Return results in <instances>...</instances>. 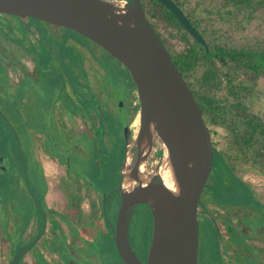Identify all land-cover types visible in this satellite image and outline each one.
Masks as SVG:
<instances>
[{
	"label": "flooded vegetation",
	"instance_id": "1",
	"mask_svg": "<svg viewBox=\"0 0 264 264\" xmlns=\"http://www.w3.org/2000/svg\"><path fill=\"white\" fill-rule=\"evenodd\" d=\"M0 16V71L12 87L0 86V97L21 96L17 106L24 110L28 132L24 152L0 105L7 138L14 139L12 159L21 162L26 181L25 188L12 186L16 192L11 190L6 209L5 236L0 226L7 259L0 255V264H127L116 235L121 183L138 149L131 140L141 106L134 78L110 49L78 30L37 18L25 23L9 12ZM151 21L172 54V19L170 45ZM49 82L59 86L50 96L56 103L46 113L40 98L49 93ZM211 142V168L197 193L204 209L199 264H264V188L238 174L232 165L237 156ZM4 143L0 137V157L7 162L1 155ZM214 146L226 153L231 172L213 163ZM20 168H11L14 179ZM154 227L151 205L138 203L129 239L143 264H150ZM19 238L26 243L23 251L15 247Z\"/></svg>",
	"mask_w": 264,
	"mask_h": 264
},
{
	"label": "water",
	"instance_id": "2",
	"mask_svg": "<svg viewBox=\"0 0 264 264\" xmlns=\"http://www.w3.org/2000/svg\"><path fill=\"white\" fill-rule=\"evenodd\" d=\"M158 1L209 51L202 33L174 0ZM0 11L15 14L25 23L37 18L78 30L125 64L137 85L139 113L145 122L135 146L146 147L157 127L168 135L171 145L160 150L155 170L136 184L129 159L121 183L118 248L127 264H143L131 246L129 229L135 206L148 203L155 218L150 264H199L204 209L197 193L211 168V136L198 101L141 0H0ZM146 165L142 164V173ZM0 168L9 171L3 157Z\"/></svg>",
	"mask_w": 264,
	"mask_h": 264
},
{
	"label": "trees",
	"instance_id": "3",
	"mask_svg": "<svg viewBox=\"0 0 264 264\" xmlns=\"http://www.w3.org/2000/svg\"><path fill=\"white\" fill-rule=\"evenodd\" d=\"M144 1L146 13L159 30H168L172 19V37L173 30L179 27L189 34L175 14L160 1ZM174 1L208 42L209 51L194 40V44L186 43L182 49L172 47V55L201 107L211 139L216 131L214 126L228 128L229 137L233 140L229 145L234 147L235 153L246 158L264 174V118L252 114L246 104L248 95L253 91L249 81L253 79L256 82L264 77V45L233 47L225 37L218 34L214 26L204 24L205 14L211 12H221L218 13L219 16L228 20L231 27L237 18H243V21L247 22L257 11L264 9V0H221L218 5L212 2L207 5L202 0ZM199 67L201 73L195 78L194 74L198 73ZM222 69H225L227 88L236 96V101L229 104L223 103L215 96L217 87L224 82ZM224 154L226 153L213 147V163L218 165L222 172L228 173L232 169L228 166ZM5 174L0 173L1 186L3 182H7Z\"/></svg>",
	"mask_w": 264,
	"mask_h": 264
},
{
	"label": "rangeland",
	"instance_id": "4",
	"mask_svg": "<svg viewBox=\"0 0 264 264\" xmlns=\"http://www.w3.org/2000/svg\"><path fill=\"white\" fill-rule=\"evenodd\" d=\"M192 1L195 2L197 0H192ZM202 1L207 5L210 2L215 3L216 5L221 3V0H202ZM218 13H221V12H218ZM218 13H212L211 12L209 14L208 13L205 14L204 24L209 26V27L214 26V28L218 30L217 31L218 34H220L221 36L226 38V40L229 42V45H232L233 47H243L245 45H255V46L264 45V9L257 11L255 13V15L251 18V20H249L247 22H244L243 18H237V20L234 21L232 27H231L230 23L228 22V20L222 19ZM3 17L4 16H0V21L3 20ZM19 28H21V27H19ZM170 30H171L170 27L168 30L160 29V32L164 36L168 45H170V43H171L170 42ZM173 31H174V35L172 37V47L173 48L182 49L186 43L190 44V45L194 44V38L190 34H186V32L184 30H182L180 27L177 28L176 30H173ZM184 38H185V40H184ZM37 48H39V47H37ZM34 50H35V48H33V51ZM219 65L220 64L218 63V66ZM200 70H201V67L198 68V73H196V75L194 74L195 78H197V76L201 73ZM222 70H223L222 75L224 78V82L219 87H217L218 89L215 92V96L217 99H219L223 103L229 104L231 102L236 101V96L232 95L230 93L229 89L227 88L228 82H227V78L224 75L225 69H222ZM40 74L47 79V76H45L43 73H40ZM48 80L49 79H47V81ZM250 81H249V83L251 84V86L253 88V89L252 88L251 89L253 91H252V93H250L248 95V98L246 99V104L249 107L252 114H258L264 118V77L259 78L256 82H254L253 79H251ZM0 86L3 88H6V89L12 88L9 86L8 78L6 76V72L4 69H1V71H0ZM46 86H47L46 88H49L48 89L49 93H44L45 98L43 100H42V98H40V101H41V104L43 103L44 112L46 111V113H48L49 111H51L52 105L56 103L55 99L52 100L50 98V96H51V94H55V92H57L55 90V88H57L59 86V84L58 83L57 84H51L49 82V83H47ZM23 90H25V91L27 90L26 85H25V89H23ZM20 99H21V96L19 94L14 95L13 98L12 97H8V98L0 97V105L3 107V110L6 114L8 121L14 123V127L16 128V131H17V133L20 136L21 141H22V149L25 152V148L28 145V132L26 131V127H25L26 126V120H25V117L23 115L24 110L21 109V111H20L18 109V106H17V105H20V103H19ZM45 103H46V105H45ZM10 106H13V107L16 106V108H10ZM21 112H22V114H21ZM8 121L4 120L2 115H0V137L3 138V140L5 141L4 151L2 152L3 154H1V155L7 156L6 160H7L9 167H10L9 171L5 174V176L7 175V180H6L7 182L6 183L3 182V186L1 189L2 196H3V198H2L3 202H1V204H0V226H1V229L3 232V236H5L6 228H7V226H6L7 222H6L5 216H7L6 209L9 205L8 202H9L10 194L12 191L16 192V190H13V187L17 188V189H19L21 186H23L24 188L26 187V184H25L26 181L24 179V174L22 173L23 172L22 164H21V162L15 163L14 159H12V157H13L12 151L14 150V139H13V136H12V140L10 139V137L7 138V134H8V136H10V133H7L9 131H8L7 126H6ZM1 127H3L2 130H1ZM5 129L7 132L5 131ZM214 129L216 130L213 134V140H214L215 144L221 149H227V151L229 152V155H235V156H237V158H239V159L235 158L232 161V165H234L237 173L242 175L243 177H245L247 180H250L252 183H254L256 185L257 188H264V174L261 173L257 168L254 169L252 167V165H250L251 163L248 160H246V158L240 157L239 155H237V153H235V151H234L233 146H231V147H230V145H229V147L227 146L228 143L233 142V140L230 139L231 137H229L230 136L229 129L226 127H223V126H214ZM17 159H16V161H17ZM19 167H21V168L19 171V175L17 177L18 179H14L12 177L11 171L16 172L17 168H19ZM11 168H12V170H11ZM0 173L2 174L1 171H0ZM3 175H4V173H3ZM35 186H37V185H35ZM36 191L39 192V190H36ZM16 195L20 198L19 194L16 193ZM21 201H22V199H21ZM19 205L21 207H24V211H25V206L23 205V202H19ZM23 215H24V213H23ZM22 221H24V220H22ZM2 242H3V244H2L3 247L0 246V247H2V248H0V255L2 258H5L6 255L4 253H2V251L3 252L6 251L5 246H7L8 243L6 241H3V240H2ZM15 247H17V249L19 251H23V249L26 247V243L21 238H19ZM2 263H4V262H2Z\"/></svg>",
	"mask_w": 264,
	"mask_h": 264
},
{
	"label": "bare ground",
	"instance_id": "5",
	"mask_svg": "<svg viewBox=\"0 0 264 264\" xmlns=\"http://www.w3.org/2000/svg\"><path fill=\"white\" fill-rule=\"evenodd\" d=\"M132 128L134 133L131 140H139L143 136L145 129V122L141 113H138L136 116ZM170 145L171 141L168 135L161 128L157 127L146 147H139L132 151L133 168L131 170V177L134 180V184L140 182L155 170L159 163L157 152ZM144 162H147V165L146 170L142 173L141 167Z\"/></svg>",
	"mask_w": 264,
	"mask_h": 264
},
{
	"label": "crops",
	"instance_id": "6",
	"mask_svg": "<svg viewBox=\"0 0 264 264\" xmlns=\"http://www.w3.org/2000/svg\"><path fill=\"white\" fill-rule=\"evenodd\" d=\"M52 196V195H51ZM6 217V216H5ZM5 259H7V256H5Z\"/></svg>",
	"mask_w": 264,
	"mask_h": 264
}]
</instances>
